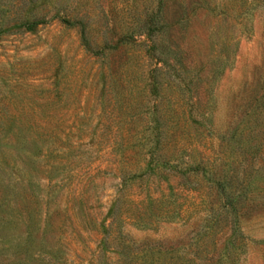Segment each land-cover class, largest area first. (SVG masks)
I'll list each match as a JSON object with an SVG mask.
<instances>
[{"label": "rangeland", "instance_id": "374dc122", "mask_svg": "<svg viewBox=\"0 0 264 264\" xmlns=\"http://www.w3.org/2000/svg\"><path fill=\"white\" fill-rule=\"evenodd\" d=\"M0 264H264V0H0Z\"/></svg>", "mask_w": 264, "mask_h": 264}, {"label": "trees", "instance_id": "16d2710c", "mask_svg": "<svg viewBox=\"0 0 264 264\" xmlns=\"http://www.w3.org/2000/svg\"><path fill=\"white\" fill-rule=\"evenodd\" d=\"M147 35H148V33H147ZM81 38H82V41L84 42V44H86L87 43V41H86L87 38H86V33L84 32L83 26L81 27Z\"/></svg>", "mask_w": 264, "mask_h": 264}]
</instances>
